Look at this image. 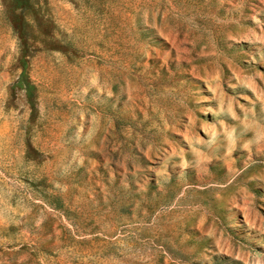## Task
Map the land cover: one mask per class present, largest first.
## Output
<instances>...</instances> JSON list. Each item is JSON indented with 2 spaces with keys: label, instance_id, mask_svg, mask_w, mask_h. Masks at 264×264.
Here are the masks:
<instances>
[{
  "label": "rangeland",
  "instance_id": "374dc122",
  "mask_svg": "<svg viewBox=\"0 0 264 264\" xmlns=\"http://www.w3.org/2000/svg\"><path fill=\"white\" fill-rule=\"evenodd\" d=\"M0 264H264V0H0Z\"/></svg>",
  "mask_w": 264,
  "mask_h": 264
}]
</instances>
